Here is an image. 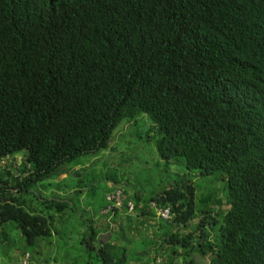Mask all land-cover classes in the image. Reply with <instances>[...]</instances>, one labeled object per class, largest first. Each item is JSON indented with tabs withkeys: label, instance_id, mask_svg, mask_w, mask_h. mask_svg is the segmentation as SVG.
<instances>
[{
	"label": "trees",
	"instance_id": "1",
	"mask_svg": "<svg viewBox=\"0 0 264 264\" xmlns=\"http://www.w3.org/2000/svg\"><path fill=\"white\" fill-rule=\"evenodd\" d=\"M124 124L182 175L126 195L109 167L103 224L74 220L77 189L31 192ZM17 156L0 167L3 259L53 242L83 264H264V0H0V166ZM194 173L217 191L196 197Z\"/></svg>",
	"mask_w": 264,
	"mask_h": 264
},
{
	"label": "rangeland",
	"instance_id": "2",
	"mask_svg": "<svg viewBox=\"0 0 264 264\" xmlns=\"http://www.w3.org/2000/svg\"><path fill=\"white\" fill-rule=\"evenodd\" d=\"M132 126V124H124L114 133L110 150L105 152V156L92 158L90 160L92 164L87 163L89 159L84 160L83 162L87 161L84 167L82 161L75 164L74 166L76 167L74 168L69 166L71 168H69L67 174L62 175L58 179L37 184L31 192L34 195H40L42 197H50L51 195L65 197L66 195H71L77 189L79 190V194L76 196L73 195L74 197L72 198V205L75 210L74 220L76 222L79 221L80 215L83 214V216L85 215L84 218L90 217L94 222L99 224L102 222L103 224L104 222L106 223V220L102 221L98 215L94 216L92 214L98 213L99 209L107 203L105 196L109 194V186L112 184L108 178V172H110V170L108 171L109 167L111 170H117L118 168L116 173L123 176V180L119 175H115V179L119 181V187H122L126 182V186H123L126 195H129L132 190H136L144 196L151 192L161 191L163 186L166 187L172 183L173 177L178 176L176 174L181 176L182 173H178L172 165L168 167L165 162L160 161L154 152L153 139L149 138L147 140L143 138L142 144L135 136L136 133L142 132L141 129L138 126L133 128ZM140 147H142V151L138 149ZM106 159H108L109 166L108 164L106 166L103 164ZM20 164L21 157L17 156L14 159L1 163L0 167L14 174ZM79 169L85 170V172L84 170L81 171L80 178L75 173ZM191 178L195 186L196 197L199 194L215 193L217 191V186L214 185V179L202 178L197 173L192 174ZM55 185L62 186V189L58 190ZM214 201H220L221 204L216 205L213 202L210 206L213 211H219V209L226 211L228 209L224 204L225 199L221 192L217 194ZM111 225L112 227L117 226L118 221L111 223ZM9 238L13 240V244L15 245L13 249H21L24 247V243L20 240L18 232L11 230ZM53 244L52 242L50 248H46L47 245L45 243L44 247L38 245L33 249H29L28 252L31 254L29 264H41L44 258H49L52 261L53 257H56L57 260L55 264H71V258L75 256L78 258L79 247L70 248V253L68 256H65L60 251L61 248ZM2 256L0 251V264H19L22 260V256L18 255L17 251L8 252L7 257L4 259ZM63 257L67 258L65 263L61 260ZM77 258H74L78 261L76 264L84 263L83 260Z\"/></svg>",
	"mask_w": 264,
	"mask_h": 264
},
{
	"label": "built area",
	"instance_id": "3",
	"mask_svg": "<svg viewBox=\"0 0 264 264\" xmlns=\"http://www.w3.org/2000/svg\"><path fill=\"white\" fill-rule=\"evenodd\" d=\"M116 201V206L120 205V201L118 199V197L115 198ZM129 210H131V206H129ZM158 215L162 218V219H167L168 218V210H164V211H159ZM29 263V256L28 254L25 255L24 260L20 263V264H28Z\"/></svg>",
	"mask_w": 264,
	"mask_h": 264
},
{
	"label": "clouds",
	"instance_id": "4",
	"mask_svg": "<svg viewBox=\"0 0 264 264\" xmlns=\"http://www.w3.org/2000/svg\"><path fill=\"white\" fill-rule=\"evenodd\" d=\"M129 206H131V210H129ZM120 207V205L119 206H117V208H119ZM132 209H133V206L131 205V204H128V206H127V210H128V212H131L132 213ZM159 212V211H158ZM158 212H157V214H158Z\"/></svg>",
	"mask_w": 264,
	"mask_h": 264
}]
</instances>
